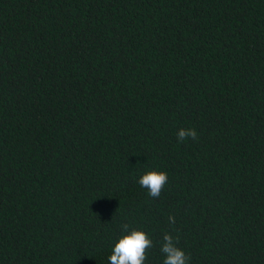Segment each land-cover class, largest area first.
I'll return each mask as SVG.
<instances>
[{"label": "trees", "instance_id": "trees-1", "mask_svg": "<svg viewBox=\"0 0 264 264\" xmlns=\"http://www.w3.org/2000/svg\"><path fill=\"white\" fill-rule=\"evenodd\" d=\"M124 224L264 264V0H0V264H109Z\"/></svg>", "mask_w": 264, "mask_h": 264}, {"label": "clouds", "instance_id": "clouds-1", "mask_svg": "<svg viewBox=\"0 0 264 264\" xmlns=\"http://www.w3.org/2000/svg\"><path fill=\"white\" fill-rule=\"evenodd\" d=\"M197 139L195 128H181L177 132V140L183 142L187 139ZM168 182L166 171L149 169L140 178L141 187L148 190L153 198H158ZM169 222L175 223V217L169 216ZM123 235L114 244L109 264H144L147 259V250L153 246L149 234L142 228H129L128 224L122 225ZM161 252L164 254L163 264H188L190 257L178 246V237L174 238L170 233H165L161 245Z\"/></svg>", "mask_w": 264, "mask_h": 264}]
</instances>
